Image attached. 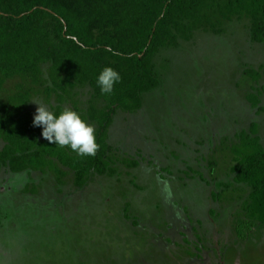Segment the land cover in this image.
<instances>
[{
	"label": "rangeland",
	"instance_id": "rangeland-1",
	"mask_svg": "<svg viewBox=\"0 0 264 264\" xmlns=\"http://www.w3.org/2000/svg\"><path fill=\"white\" fill-rule=\"evenodd\" d=\"M154 64L161 85L109 127L113 175L78 186L72 174L58 182L50 171L0 169V264H264V225L249 218V188L231 172L242 129L256 122L264 143V112L247 99L264 105V74L242 76L264 72V43L235 18L162 48ZM90 98L78 86L63 106L84 114ZM33 100L53 111L59 103L35 93L32 115Z\"/></svg>",
	"mask_w": 264,
	"mask_h": 264
},
{
	"label": "trees",
	"instance_id": "trees-1",
	"mask_svg": "<svg viewBox=\"0 0 264 264\" xmlns=\"http://www.w3.org/2000/svg\"><path fill=\"white\" fill-rule=\"evenodd\" d=\"M246 17L251 40L264 43V0H0V95L8 81L15 93L0 103V169L53 173L58 182L73 175L83 186L93 173L113 175L116 153L108 130L118 110L141 109L145 94L162 83L154 58L165 47H178L197 30L221 31L225 21ZM111 67L121 80L111 95L96 79ZM254 68L244 79L259 81ZM78 86L91 89L89 110L80 114L96 127L95 156H78L70 147L48 143L33 126L27 107L35 93L56 95L55 112ZM68 95V96H67ZM248 101L264 112L258 95ZM231 146L234 183L249 188L245 211L264 225V143L258 124L237 134Z\"/></svg>",
	"mask_w": 264,
	"mask_h": 264
},
{
	"label": "clouds",
	"instance_id": "clouds-1",
	"mask_svg": "<svg viewBox=\"0 0 264 264\" xmlns=\"http://www.w3.org/2000/svg\"><path fill=\"white\" fill-rule=\"evenodd\" d=\"M119 72L105 67L98 74L96 83L102 94L111 95L119 83ZM38 107L33 117V126L42 128V137L50 144L68 146L78 156H95L98 151L95 129L79 113L65 108L59 113L51 110L39 100H33Z\"/></svg>",
	"mask_w": 264,
	"mask_h": 264
}]
</instances>
